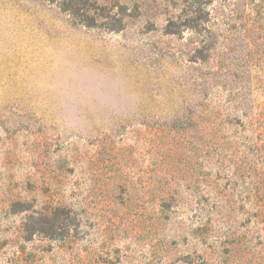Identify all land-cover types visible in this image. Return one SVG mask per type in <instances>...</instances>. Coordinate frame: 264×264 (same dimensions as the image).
I'll return each mask as SVG.
<instances>
[{"label": "rangeland", "instance_id": "374dc122", "mask_svg": "<svg viewBox=\"0 0 264 264\" xmlns=\"http://www.w3.org/2000/svg\"><path fill=\"white\" fill-rule=\"evenodd\" d=\"M0 264H264V0H0Z\"/></svg>", "mask_w": 264, "mask_h": 264}]
</instances>
